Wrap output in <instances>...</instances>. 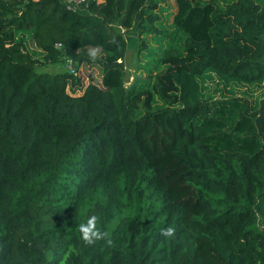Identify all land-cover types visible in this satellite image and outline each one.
Returning a JSON list of instances; mask_svg holds the SVG:
<instances>
[{"label":"trees","instance_id":"trees-1","mask_svg":"<svg viewBox=\"0 0 264 264\" xmlns=\"http://www.w3.org/2000/svg\"><path fill=\"white\" fill-rule=\"evenodd\" d=\"M84 1L0 0V264H264V0Z\"/></svg>","mask_w":264,"mask_h":264},{"label":"rangeland","instance_id":"rangeland-1","mask_svg":"<svg viewBox=\"0 0 264 264\" xmlns=\"http://www.w3.org/2000/svg\"><path fill=\"white\" fill-rule=\"evenodd\" d=\"M68 6L72 5L74 9L84 12L83 8L86 5V2H78L77 5H75V2L77 0H63ZM170 12H175V3L174 0H168ZM166 25L171 23V17L167 18L165 17ZM139 34V31L134 27L130 31H124V36L127 42V53L123 61V67H124V73H125V84L129 85L133 78L136 75V66L138 63V59H141L138 52V41L137 36ZM29 48H34L33 44L31 42L28 44ZM71 63L68 60H64L62 63L59 64H50V63H44L40 66L35 67V71L38 74H48L50 77H61L66 75H74L76 82L78 83L79 87L75 89V93L77 95H80L83 92V89L89 84L93 83L98 86H100V72L97 67L90 66V65H82L77 72L73 73V70L70 69ZM66 89L68 92H71L73 89V81L70 78H66ZM243 90H249L253 93L254 97H259L262 93H264V84L260 86H246L244 85V88H241Z\"/></svg>","mask_w":264,"mask_h":264},{"label":"clouds","instance_id":"clouds-1","mask_svg":"<svg viewBox=\"0 0 264 264\" xmlns=\"http://www.w3.org/2000/svg\"><path fill=\"white\" fill-rule=\"evenodd\" d=\"M94 228H95V225L93 223V220H91V219L86 224H82L80 226V230H81L85 240H89L90 236L99 239V238H101L104 235L99 230H94ZM172 232H173V229L171 227H169V228L166 229L164 234L165 235H171Z\"/></svg>","mask_w":264,"mask_h":264},{"label":"built area","instance_id":"built-area-1","mask_svg":"<svg viewBox=\"0 0 264 264\" xmlns=\"http://www.w3.org/2000/svg\"><path fill=\"white\" fill-rule=\"evenodd\" d=\"M78 2H85V1H84V0H77V1L75 2V5H77Z\"/></svg>","mask_w":264,"mask_h":264}]
</instances>
